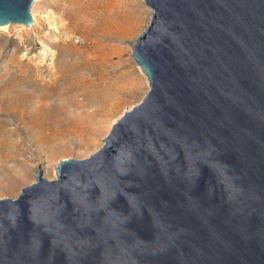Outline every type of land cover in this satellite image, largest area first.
<instances>
[{"label":"water","instance_id":"1","mask_svg":"<svg viewBox=\"0 0 264 264\" xmlns=\"http://www.w3.org/2000/svg\"><path fill=\"white\" fill-rule=\"evenodd\" d=\"M33 0H0V26ZM141 99L0 199V264H264V0H143Z\"/></svg>","mask_w":264,"mask_h":264},{"label":"rangeland","instance_id":"2","mask_svg":"<svg viewBox=\"0 0 264 264\" xmlns=\"http://www.w3.org/2000/svg\"><path fill=\"white\" fill-rule=\"evenodd\" d=\"M29 14L28 27L0 26V199L37 166L50 180L59 160L87 157L147 90L129 47L143 0H33Z\"/></svg>","mask_w":264,"mask_h":264},{"label":"bare ground","instance_id":"3","mask_svg":"<svg viewBox=\"0 0 264 264\" xmlns=\"http://www.w3.org/2000/svg\"><path fill=\"white\" fill-rule=\"evenodd\" d=\"M136 64V63H135ZM137 66V65H136ZM137 68H138V70H139V72H141L140 71V69H139V67L137 66ZM38 120V119H37ZM53 136H55L54 134H53ZM53 139H55V138H53ZM47 140V142L46 143H49V142H51V143H58L59 142V140Z\"/></svg>","mask_w":264,"mask_h":264}]
</instances>
